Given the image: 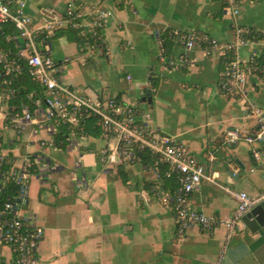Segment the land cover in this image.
<instances>
[{
	"label": "crops",
	"instance_id": "obj_1",
	"mask_svg": "<svg viewBox=\"0 0 264 264\" xmlns=\"http://www.w3.org/2000/svg\"><path fill=\"white\" fill-rule=\"evenodd\" d=\"M16 1L25 2L30 25L37 28L51 15L63 13L71 0ZM83 3L109 11L112 17L101 32V54L75 55L88 51L86 45L58 36L59 50L73 47L72 61L53 51L50 42L47 55L59 66L62 82L91 99L115 97L135 106L139 124L155 136L165 135L186 146L217 184L264 199V154L255 161L243 140L226 142L227 133L244 138L254 131L256 122L248 106L264 110V79L248 76L241 97H227L223 89L232 59L247 62L253 54L264 58V0H244L235 17L226 11L225 0ZM237 26L252 30L259 39L248 40L232 52ZM192 32L215 39L218 47L197 44L178 55L182 49L175 40L167 39L164 49L160 46L165 33ZM87 63L103 74L98 85L76 79V71L80 66L87 68ZM144 97L151 98V103L142 104ZM28 104L16 98L0 103V156L15 170L27 160L32 163L28 203L19 215L31 217L44 230L36 252L39 264H217L221 254L243 242L257 239L254 249L264 244L243 224L232 233L221 224L211 234L198 227L178 234L173 203L164 199L175 192L172 179H158L154 169L132 164L125 166L129 181L123 185L117 168L100 161L108 142L95 121L85 127V141L74 138L81 147L71 145L67 131L59 148L50 122L44 123V129L21 117L14 122L13 117L21 116L20 110ZM36 111L34 119L41 121ZM188 203L221 222L232 216L237 205L231 194L206 182ZM12 257L0 243V264H9Z\"/></svg>",
	"mask_w": 264,
	"mask_h": 264
},
{
	"label": "built area",
	"instance_id": "obj_2",
	"mask_svg": "<svg viewBox=\"0 0 264 264\" xmlns=\"http://www.w3.org/2000/svg\"><path fill=\"white\" fill-rule=\"evenodd\" d=\"M243 1L225 0L226 11L233 17L237 16ZM83 5V0H71L63 13L53 14L42 25L32 28L25 14V2L0 0V37L6 26H13L16 31L15 37L7 36L5 39L6 42L12 41L15 45L16 56L12 64L8 62V54L0 49V103H8L16 97V93L7 88L9 82L6 83L3 76L10 73L20 74V66L24 64L30 78L43 89L41 97H36L35 93L27 97L29 100L35 99L34 110L40 111L42 120H35L28 107H24L20 110L21 116L13 117L14 122L17 123L21 117L23 121L34 123L40 129L45 128L44 123L50 122L52 127L49 130L54 134L56 129L59 131L60 128H66L72 136L71 145L78 148L81 147L80 142L85 141L84 127L89 121H95L102 137L108 142L100 158L102 163L114 167L132 164L142 166L141 154L147 152L168 166L167 177L175 176L177 186L173 196L166 194L164 199L173 203L178 234H183L193 227L211 234L221 224L227 232H235L242 225L243 215L262 199H253L245 192L234 193L217 184L214 176L207 175L205 166L186 146L165 135L155 136L143 124H139L138 110L135 106L115 97L91 99L62 82L59 66L47 55L50 52L49 44L56 32L72 29L79 31L81 36L94 38L95 42L85 44L87 50L90 55L101 54L103 49L101 32L112 17L111 12L98 6ZM234 32L236 41L230 49L236 51L249 40L250 33L249 29L238 26L234 28ZM173 35L176 44L183 46L186 52L197 44L210 47H218L219 44L215 39L198 32ZM156 36L158 37V34ZM160 46L162 47L161 40ZM206 50L209 52V49ZM258 58L253 54L247 62L235 58L227 64L224 76L229 82L233 97L243 96L242 85L248 76L254 74L252 63ZM168 64L171 67L175 66L172 60H169ZM248 107L255 118L254 131L244 138L235 133H227L226 142L232 144L243 140L251 147L253 159L259 161L264 154V110L253 104ZM1 113L0 106V115ZM76 136L80 140L78 143L74 142ZM2 163L10 166V169L9 172H0V192L9 179L15 182L19 191L7 199L0 209V243L8 247L12 253L13 257L9 264H39L36 252L44 237V230L36 226L31 217L23 219L19 215L28 203V181L32 163L27 160L19 170H15L11 162L0 156V164ZM154 170L158 176V168ZM203 182L218 186L235 197L237 205L229 219L221 222L189 207V197ZM224 256L225 254H221L217 264H222Z\"/></svg>",
	"mask_w": 264,
	"mask_h": 264
},
{
	"label": "trees",
	"instance_id": "obj_3",
	"mask_svg": "<svg viewBox=\"0 0 264 264\" xmlns=\"http://www.w3.org/2000/svg\"><path fill=\"white\" fill-rule=\"evenodd\" d=\"M58 32L59 33L56 34L53 37V39L57 38L60 35H66L68 40L78 44L79 46H84L88 42L90 43L95 42L94 38L91 39L90 37H87V36L85 37L81 36L79 31H75L72 29H67V30H63L62 32L61 31H58ZM249 33H250L248 37L249 40L256 41L259 39L258 37L259 35L258 34L256 35L250 29H249ZM7 36L9 38H13L16 36V31L13 26L4 27L3 35L0 37V49L6 54H8V57H9L8 62L12 64L11 62L14 60V57L16 56V49H15L14 42L12 41L6 42L5 39ZM167 39L170 40V42H172L174 40V35L172 33H165L163 36L160 37V40L162 41L163 49L165 48V45L167 44V41H166ZM101 40H102V36H101ZM202 45L205 46L204 44ZM102 46H104L103 43H102ZM229 50L232 51L233 49L229 48ZM252 68L254 71L253 73L256 74L258 78L264 79V58L262 56L256 59L254 63H252ZM3 79L5 80L6 83L9 82V85L7 86V88L16 93L17 95L16 99H22V102L24 103V105H26V103L30 101V104H28L27 107L29 111L32 113L34 111V100L35 99H31V100L29 99L25 100V99L32 93H35L36 97H41L43 89L30 78L27 67L24 64H22L20 66V74L10 73L7 76L6 75L3 76ZM224 80L226 82V85H225V88H223L225 89V92L224 90L223 92L226 94L227 97H233L234 95L231 92L228 80L225 77H224ZM29 85L32 86L34 90H30V88L28 87ZM3 86L5 87V85ZM85 129L86 128L84 127V132L86 133ZM65 132H67L66 128H60V130L56 134H54L56 138L55 141L57 142V145L59 146V148L65 144V140H66ZM77 134L79 135V133ZM141 159H142L141 165L145 167L146 169H151V168L154 169L156 167L158 168V177H157L158 179H163V180L172 179L174 181V186L176 190V186H177L176 178L173 175H171L170 177H167L169 173V169L166 164L162 163L158 157L152 156L147 152H143L141 154ZM0 165H1L0 166L1 173L9 172L10 166H6L3 163ZM116 168H117V174L121 180V183L126 186L128 184L129 177L125 170V166L119 165ZM18 191H19V187L15 184V182L12 179H9L6 183V186L0 192V209L3 208V205L7 201V199L15 196L18 193Z\"/></svg>",
	"mask_w": 264,
	"mask_h": 264
},
{
	"label": "water",
	"instance_id": "obj_4",
	"mask_svg": "<svg viewBox=\"0 0 264 264\" xmlns=\"http://www.w3.org/2000/svg\"><path fill=\"white\" fill-rule=\"evenodd\" d=\"M142 104H150L151 98H142ZM229 176L233 177L231 173ZM242 224L251 234L264 239V199L246 212L242 217ZM257 239L250 244L242 243L239 246L228 249L224 256V264H264V244L254 249Z\"/></svg>",
	"mask_w": 264,
	"mask_h": 264
},
{
	"label": "rangeland",
	"instance_id": "obj_5",
	"mask_svg": "<svg viewBox=\"0 0 264 264\" xmlns=\"http://www.w3.org/2000/svg\"><path fill=\"white\" fill-rule=\"evenodd\" d=\"M59 32H56V34H58ZM60 37V36H59ZM59 37L57 38H54L52 39L53 40V51H59L60 53L62 52V54L60 56H67V57H71V52H72V49L73 47H65V48H62V50H59ZM180 46V45H178ZM181 49H182V52H180L178 55H181V54H185L184 52V47L181 46ZM88 51H83L81 53H75V55H80V54H83V55H87ZM73 53V52H72ZM177 55V57H178ZM75 56L71 57L72 61H75ZM78 59H80V56H77ZM179 59V58H178ZM72 63H69V64H66L67 65H71ZM87 68H90V69H87V68H82L81 69V66L79 67L80 69L76 71V79L80 82H82L83 84H87V85H92V86H95V85H98V82H101L102 81V78H103V74L100 72L99 69L93 71L91 69V65L90 63H87ZM123 73H125L123 71ZM65 74V73H64ZM31 85V84H30ZM28 86L30 88V90H34V88H32V86ZM17 96V95H16ZM16 98V97H15ZM14 98H12L11 100H13ZM10 100V101H11ZM1 133V132H0Z\"/></svg>",
	"mask_w": 264,
	"mask_h": 264
}]
</instances>
